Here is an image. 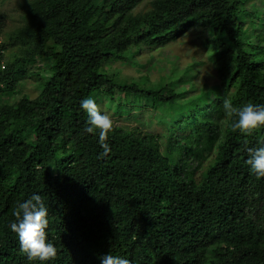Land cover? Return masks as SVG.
<instances>
[{
    "label": "trees",
    "instance_id": "16d2710c",
    "mask_svg": "<svg viewBox=\"0 0 264 264\" xmlns=\"http://www.w3.org/2000/svg\"><path fill=\"white\" fill-rule=\"evenodd\" d=\"M143 1L37 0L10 37L19 54L5 60L0 41V264H100L107 253L131 264H264V177L246 163L264 126L242 133L223 109L225 99L264 104V40L247 37L264 20L242 21L255 0H148L135 13ZM4 28L0 16V37ZM195 28L213 84L199 86L196 60L154 86L146 76L116 84L105 69ZM46 58L38 95L6 100ZM101 95L120 99L117 114L138 123L128 106L162 110L163 131L113 124L105 154L98 135L83 131L80 107ZM33 193L57 249L46 262L29 260L9 228Z\"/></svg>",
    "mask_w": 264,
    "mask_h": 264
},
{
    "label": "rangeland",
    "instance_id": "374dc122",
    "mask_svg": "<svg viewBox=\"0 0 264 264\" xmlns=\"http://www.w3.org/2000/svg\"><path fill=\"white\" fill-rule=\"evenodd\" d=\"M37 4V0H7L0 3V16L5 18V28L0 41L8 44L5 60H12L16 54H19L18 44H10V37L17 29L24 26L25 19ZM149 8V1L145 0L134 12L143 13ZM245 10L247 12H254L251 17L248 15L242 16V21L245 23L246 28L251 25L254 26V22L264 20V2L262 0L248 2L245 5ZM261 24V28L264 29V23ZM261 28L252 30L247 34V37L258 45L264 40V30ZM202 40V31L195 28L179 37L175 42L162 47L157 46L151 51L142 50L139 55L126 62H112L105 65V69L110 75H114V82L116 84L120 85L124 82L137 81L142 76H146L154 86L174 81L177 75H181L180 73L185 66H192L194 64L192 62L196 60L201 62L199 64L200 67L197 69L199 76L197 82L199 86L205 82L213 84V77L207 74V66L204 63L206 62V53L201 45ZM48 63L49 59L47 58L33 63L26 78L19 81L17 93L9 92L4 98L10 102L16 101L23 95L34 99L40 91L42 78L49 76L48 71L45 70ZM208 71L210 70L208 69ZM209 74H214V72H210ZM188 75L184 77L183 83L193 79L196 73L193 74L191 71ZM93 99L98 105L99 110L111 117L115 126H128L129 128L139 126L142 131L153 134L160 133L164 129L163 122L166 119L163 118L162 110H153L146 106L145 103L135 101V105L128 106L127 111L131 115H135L137 119L142 120L141 123H138L133 118L129 119L126 115L120 116L117 114V111L122 108L118 104L120 99L113 100L106 95L93 97ZM161 141L163 142L164 138Z\"/></svg>",
    "mask_w": 264,
    "mask_h": 264
},
{
    "label": "clouds",
    "instance_id": "9594fccd",
    "mask_svg": "<svg viewBox=\"0 0 264 264\" xmlns=\"http://www.w3.org/2000/svg\"><path fill=\"white\" fill-rule=\"evenodd\" d=\"M80 107L87 114L85 133L96 134L104 148L105 154L110 151L105 143L107 133L113 128V120L99 110L93 98L80 101ZM226 116L235 117L233 128L248 133L264 126V104L246 103L234 106L229 99L223 102ZM249 171L257 177H264V144L248 149L246 160ZM16 219L9 224L11 231L17 234L20 250L29 260L46 262L56 256V246L48 239V208L41 195L33 193L18 204L14 212ZM100 264H131L130 260L110 253L99 256Z\"/></svg>",
    "mask_w": 264,
    "mask_h": 264
}]
</instances>
